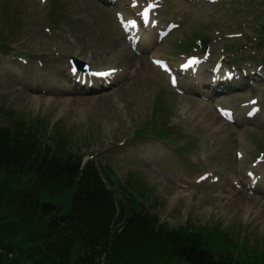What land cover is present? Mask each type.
<instances>
[{"label":"rangeland","instance_id":"1","mask_svg":"<svg viewBox=\"0 0 264 264\" xmlns=\"http://www.w3.org/2000/svg\"><path fill=\"white\" fill-rule=\"evenodd\" d=\"M130 2L0 0V129L36 134L41 143L54 150L61 144L84 161L94 156L161 225L200 231L212 242L219 232L235 246L236 257L252 264L264 257V213H255L264 209V0H138L137 10ZM151 3L157 8L150 27L142 25L141 11ZM128 23L138 34L133 40ZM145 35L151 41L141 44ZM116 43L150 59L153 75L122 68L123 77L104 88L94 78L90 93L81 90L82 77L70 83L72 60L84 78L100 70L111 74L117 63L109 50ZM187 58L198 64L184 72ZM35 72L46 81L34 80ZM238 73L249 88H228ZM203 78L204 85L196 81V90L186 89ZM11 81L19 93L25 85L54 93L34 89L32 99L21 101L7 86ZM113 92L120 97L115 111L104 104ZM173 95L198 105H180ZM206 103L214 107L209 116L199 109ZM225 123L231 130L222 134ZM226 188L263 203L238 207ZM70 199L64 192L55 202L66 212ZM15 236L22 241L27 232Z\"/></svg>","mask_w":264,"mask_h":264},{"label":"trees","instance_id":"2","mask_svg":"<svg viewBox=\"0 0 264 264\" xmlns=\"http://www.w3.org/2000/svg\"><path fill=\"white\" fill-rule=\"evenodd\" d=\"M63 148L0 129V264H248L219 232L212 242L161 225L110 168ZM64 192L66 212L55 202ZM20 230L25 239L13 240Z\"/></svg>","mask_w":264,"mask_h":264},{"label":"bare ground","instance_id":"3","mask_svg":"<svg viewBox=\"0 0 264 264\" xmlns=\"http://www.w3.org/2000/svg\"><path fill=\"white\" fill-rule=\"evenodd\" d=\"M21 1V0H20ZM131 5H132V10H137L139 9V2L138 0H131ZM153 4V3H151ZM154 22V18H153V14L151 15V18H150V22H149V26L151 27L152 26V23ZM129 27V25H128ZM149 32H151V28L148 29ZM130 32L133 33V38H137V36H134V35H138L137 32H135L134 29H130ZM124 39L125 37H121L120 41L123 40L124 42ZM145 39L147 40V42H144V43H141V44H145V43H150L151 41V36L150 35H145ZM122 42V41H121ZM122 42V43H123ZM131 43V42H130ZM112 47H110V50L109 51H115V52H112L110 53L112 56L115 57V61L117 64H114L116 67H112L111 69L114 70V73L111 74L109 76V78L107 80H110L112 82L116 81L119 79V78H122L123 77V73H124V69L122 68H125L126 70H131L132 68H135L136 71L135 73L136 74H141V73H144L146 75L147 78L151 77L153 75V73L156 71V68L150 64V59H145L144 57L140 56V55H137L136 53L132 52L130 49H123V45L122 47L120 45H118L117 43L114 44V45H111ZM133 46V45H132ZM92 55V58H99V54L96 53L93 54L91 53ZM102 58V57H101ZM100 58V59H101ZM119 61V62H118ZM157 61H161L160 59H158ZM158 64V63H157ZM185 64V62L183 63ZM182 64V65H183ZM134 65V67L132 66ZM159 66V64H158ZM132 67V68H131ZM225 70H228V68L223 65L222 66ZM115 68H120L122 69V71H119V70H115ZM192 69V68H191ZM222 72V71H221ZM223 73V72H222ZM34 76H33V79L34 80H42V81H46L44 78L43 75L35 72L33 73ZM71 75L68 76L69 78V81L70 83H72V81L77 78V77H82V82L83 81H86V87L85 88H81L84 89L86 92H91V88L89 87V83H92V82H95L96 83V80L91 76V75H86L85 78L78 72L76 74H74V72L70 73ZM238 75V78H237V83H235V85L231 84V85H228L229 87L228 88H232V89H246V88H249L250 87V82L245 80V79H242V75L241 74H233V77L234 79L237 77ZM54 77L55 78H59L62 80V77H59L58 75L54 74ZM244 77V75H243ZM106 80V82H107ZM196 81H199V84L200 85H204L205 84V81H204V78L203 79H196L194 81V84H192L191 86H187L186 89L188 90H191V91H194L196 90V85H195V82ZM106 82L104 81H101V85H102V88H104V86H106ZM127 82V81H126ZM98 83V84H97ZM96 85L98 86L100 84V82H97ZM105 83V84H104ZM83 84V83H82ZM88 85V87H87ZM127 85V83H123L121 86H119L118 88V91H122L125 86ZM7 86L13 90L14 94L17 96L18 100H21V101H24V100H28V98L32 99L31 94L34 93V89L38 90V91H41V92H44L46 94H50V93H54V89L53 88H46V87H42V86H33V85H25L21 90H20V93L14 88V83L13 81H11V84L8 82L7 83ZM95 86V84H94ZM94 86L92 88H94ZM68 89V88H67ZM185 89V88H184ZM17 91V92H16ZM77 92V91H75ZM103 97V96H102ZM108 97V100H104V104L106 102V107L109 109V110H114L113 108L115 107V104H116V101L118 99H120V97L118 95H116V92H113L112 95H109L107 96ZM173 100L175 101H178V103L180 105H191V106H195V104L198 105V103L193 100L192 98H189L187 96H181V95H173ZM80 99V100H79ZM54 101L55 100H58V99H53ZM77 99H74L73 101H75ZM78 101L81 102V104H87L89 102L88 98H78ZM62 102V101H61ZM199 103H203V102H199ZM199 109L202 110V112L209 116V114L211 112H213L214 110V107H212V105L210 103H206V104H203L202 107H200ZM115 111V110H114ZM247 112V111H245ZM244 112V113H245ZM214 113V112H213ZM216 113V111H215ZM258 114L256 115H253V116H250L248 117L250 120H253L255 118H258L257 117ZM116 116V114H115ZM257 120V119H256ZM214 121V119H213ZM212 121V122H213ZM255 121V120H254ZM226 124V123H225ZM223 124L221 128H219V131L220 133L224 134L226 132L230 133V130L229 128H226V127H229L228 124ZM228 125V126H227ZM233 132V131H232ZM243 171V170H242ZM243 173L240 172V175H242ZM259 188V187H258ZM257 192V191H256ZM258 192H263L261 190H259ZM225 193H228L230 195V200L238 206V207H252L254 205H259L260 203H263L262 199L258 198V197H255V196H251L249 195L248 193L244 192V191H236L234 189H229V188H226L225 190ZM264 193V192H263ZM232 203V204H233ZM256 214H263L264 213V209H259L257 212H255Z\"/></svg>","mask_w":264,"mask_h":264}]
</instances>
